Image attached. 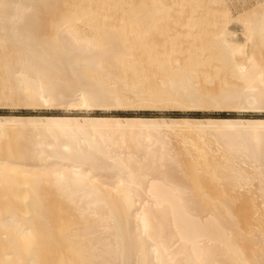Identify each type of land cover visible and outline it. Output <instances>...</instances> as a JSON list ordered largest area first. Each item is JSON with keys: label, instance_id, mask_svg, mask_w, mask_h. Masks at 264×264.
<instances>
[{"label": "bare ground", "instance_id": "obj_1", "mask_svg": "<svg viewBox=\"0 0 264 264\" xmlns=\"http://www.w3.org/2000/svg\"><path fill=\"white\" fill-rule=\"evenodd\" d=\"M230 1L0 0V102L264 110ZM0 264H264V117L0 116Z\"/></svg>", "mask_w": 264, "mask_h": 264}, {"label": "rangeland", "instance_id": "obj_2", "mask_svg": "<svg viewBox=\"0 0 264 264\" xmlns=\"http://www.w3.org/2000/svg\"><path fill=\"white\" fill-rule=\"evenodd\" d=\"M264 0H232L230 4L241 9L249 10ZM243 11V12H244ZM242 12V13H243ZM115 116V117H143V118H196V119H219V118H263L264 110H244L236 108H214V107H179L165 106L157 107H125V108H104V107H62L49 105H12L6 101L0 102V116ZM174 150H178L180 145L177 140L172 142ZM179 145V146H178ZM214 144L212 143V147ZM177 147V148H176ZM215 147V146H214ZM257 184V182L255 183ZM243 191V190H242ZM241 191V192H242Z\"/></svg>", "mask_w": 264, "mask_h": 264}]
</instances>
